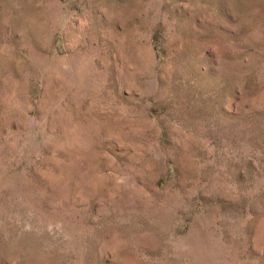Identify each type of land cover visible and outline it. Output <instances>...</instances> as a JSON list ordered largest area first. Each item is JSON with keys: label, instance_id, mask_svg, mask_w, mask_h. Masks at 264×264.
Here are the masks:
<instances>
[{"label": "clouds", "instance_id": "9594fccd", "mask_svg": "<svg viewBox=\"0 0 264 264\" xmlns=\"http://www.w3.org/2000/svg\"><path fill=\"white\" fill-rule=\"evenodd\" d=\"M34 8L0 52V264H248L264 0Z\"/></svg>", "mask_w": 264, "mask_h": 264}, {"label": "rangeland", "instance_id": "374dc122", "mask_svg": "<svg viewBox=\"0 0 264 264\" xmlns=\"http://www.w3.org/2000/svg\"><path fill=\"white\" fill-rule=\"evenodd\" d=\"M182 2L174 0L177 5ZM34 3L35 0H0V52L10 51V47L4 43L5 39H18L30 30L35 16ZM176 11L178 15H187L182 8ZM143 60L146 64L151 63L150 46L144 50ZM190 75L194 79H204L209 76V72L205 68L193 67ZM257 208H264V192L253 201V220L249 222L248 264H264V212H258Z\"/></svg>", "mask_w": 264, "mask_h": 264}]
</instances>
